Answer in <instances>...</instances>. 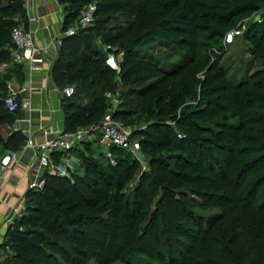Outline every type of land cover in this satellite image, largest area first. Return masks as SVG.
<instances>
[{
	"label": "trees",
	"instance_id": "16d2710c",
	"mask_svg": "<svg viewBox=\"0 0 264 264\" xmlns=\"http://www.w3.org/2000/svg\"><path fill=\"white\" fill-rule=\"evenodd\" d=\"M25 1L0 0V63L11 61L12 28L27 26ZM248 1L261 0H60L62 31L84 5H96L92 25L61 38L50 68L60 90L76 88L60 99L64 131L96 124L107 111L91 90L111 83L114 73L91 41L103 31L109 52H123L122 84L141 86L135 92L148 125L132 136L150 154L149 170L111 147L115 163L86 159L83 176L44 173L42 188L27 189L21 215L6 228L0 250L13 254L1 264L127 263L130 252L149 264H264V64L233 81L218 64L221 47L212 62L211 55L203 61L195 53L202 32L222 36L235 17L255 8ZM124 16L126 25H115ZM256 27L245 33L253 59L264 57V33ZM148 36L171 41L185 59L163 69L139 55L134 48ZM3 76L0 97L7 92ZM81 94L86 99H78ZM191 98L195 103L186 108ZM17 111L9 112L0 98V131L15 122ZM112 116L126 126L133 112L120 108ZM25 138L12 131L0 136V145L16 150ZM163 148L174 151L156 155ZM209 207L220 210L203 215Z\"/></svg>",
	"mask_w": 264,
	"mask_h": 264
},
{
	"label": "rangeland",
	"instance_id": "374dc122",
	"mask_svg": "<svg viewBox=\"0 0 264 264\" xmlns=\"http://www.w3.org/2000/svg\"><path fill=\"white\" fill-rule=\"evenodd\" d=\"M249 5H254L255 8L251 11L237 16L234 18V22L226 32H222V36H214L211 32H202L197 38V47L195 50L196 57L201 60L208 59V55H211L210 62L215 60L214 52L220 47L224 52L222 56L217 58L218 64L225 69L226 76L230 77L233 81L238 80L241 77H245L256 69L261 68V63L264 64V57L259 59H253L252 48L254 47L252 41H248L245 37V33L249 27L256 25L258 29V35L264 33V0L260 2H245ZM129 17H121L115 23V25H126ZM74 26V22L71 24ZM112 25V24H110ZM17 26H23V23H19ZM234 29H240L242 32L240 35L236 36L234 41L230 44L225 42V36L227 33ZM103 31L93 33L91 36V41L93 45L103 53L108 63L113 69L111 76V83L104 82L95 85L91 90L95 89L96 92L101 94L106 103L107 111L109 113L116 109H130L133 112L132 119L126 126L132 131L143 129L148 125V112L145 111L144 103L140 100L136 90L140 89V85L135 86H126L120 81V62L123 58V52L121 49H109L103 44L102 37ZM89 35V33H88ZM90 37V36H89ZM134 50L138 52L139 55L151 60L159 67L163 69H168L172 64L185 59L184 52H181L171 41L166 40L160 37H144L142 41L137 45ZM10 71L14 72L15 78H19V68L18 64L10 61L9 63ZM16 65V66H15ZM118 67V70H117ZM205 72V68H202L197 77L202 79ZM7 75V74H6ZM0 77L3 78V74H0ZM9 75L7 76L8 79ZM63 88H66V92L62 95H69L76 91L74 84H65ZM136 91V92H135ZM62 92V91H61ZM197 92V90H196ZM196 98V97H195ZM195 98L189 99L185 106L189 108L194 105ZM78 99H86L84 96L78 97ZM4 132L0 131V136H4ZM133 138H136L133 136ZM4 151V149H3ZM7 151V150H6ZM173 149L163 148L157 150L156 155H166L173 153ZM105 149L100 146L95 138H85L84 141L78 145V147L72 149L71 151L64 153H54L51 155L53 162H47V166L43 171V174L56 173L61 176L66 177H80L84 175V162L86 159H92L93 161L99 162L101 165H105L107 162H110L104 155ZM2 154V153H1ZM0 154V155H1ZM124 157L128 160L134 159L137 161L138 167L142 171L149 170V157L150 154H146L143 151L140 152L138 158L129 154H124ZM43 174L41 178L43 179ZM136 180H134L130 186L127 188L126 192L128 196L131 194V189L135 185ZM250 182H246L248 185ZM30 189H41L39 187H33ZM155 202L152 204L154 207ZM217 207H209L201 213L203 215H211L213 213L219 212ZM13 253L9 249L0 250V264L7 256H11ZM112 264H149V258L145 255L130 252L126 262H114Z\"/></svg>",
	"mask_w": 264,
	"mask_h": 264
},
{
	"label": "crops",
	"instance_id": "0c3cea01",
	"mask_svg": "<svg viewBox=\"0 0 264 264\" xmlns=\"http://www.w3.org/2000/svg\"><path fill=\"white\" fill-rule=\"evenodd\" d=\"M25 8V29L33 31L34 44L42 48V53L34 54L30 61L17 63L21 67L19 78H15L14 72L10 71L9 64L6 63H0V74L9 75L7 83L12 84L19 100L29 98L32 107L41 110V115L19 109L15 122L1 129L5 133L3 138L17 130L27 136L29 132H35L40 123H52L59 129L64 127V114L60 107L62 92L50 75V68L60 45L57 39L62 38L63 4L60 0H26ZM30 18L37 20L30 21ZM3 149L0 145V154L6 151ZM48 161L53 162V159L38 158L31 165L29 158L21 153L19 162L4 172L0 180V244L5 240V231L9 225L6 219L11 208L23 201L29 183L41 178Z\"/></svg>",
	"mask_w": 264,
	"mask_h": 264
},
{
	"label": "built area",
	"instance_id": "2783aa9c",
	"mask_svg": "<svg viewBox=\"0 0 264 264\" xmlns=\"http://www.w3.org/2000/svg\"><path fill=\"white\" fill-rule=\"evenodd\" d=\"M95 10L96 5L94 3H87L84 5L76 18L75 25H71L64 31H61L60 36L73 35L80 29L92 25L94 22ZM29 20L35 21L37 19L30 18ZM241 32L240 29L230 31L225 36V42L227 44L232 43L235 37L240 35ZM11 40L10 60L14 63L30 61L34 54L42 53V48H38L34 44L33 31L25 29L23 26H15L12 28ZM57 41L60 43L61 38L57 39ZM6 85L7 92L0 98L9 112L23 109L28 112H38V114L41 115V110L32 107L29 98L22 99L18 102L17 92L12 89V84L7 83ZM66 90V88H63L61 91L65 93ZM112 112L113 111L105 113L98 123L78 128L76 131L72 132L64 131V128L59 129L52 123L38 124L36 131L28 133L23 145L19 149L7 150L0 155V180H2L3 174L8 168L19 162L21 153L29 158L31 165H34L38 158L51 160V155L54 153L71 151L78 147L85 138H95L97 143L104 147V155L111 163H115L114 156L110 151L111 147L124 150L138 158L141 152L139 140L133 138L131 129L125 126L121 121L113 118ZM43 182L44 180L40 178L36 182L29 183L28 189L36 186L42 188ZM23 209L24 199L19 205L11 208L10 215L6 221L11 223L14 217L21 215Z\"/></svg>",
	"mask_w": 264,
	"mask_h": 264
}]
</instances>
